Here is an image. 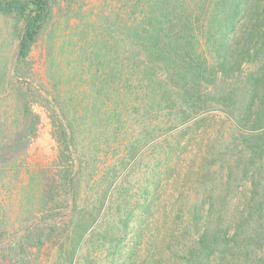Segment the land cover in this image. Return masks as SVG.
<instances>
[{
    "label": "trees",
    "instance_id": "1",
    "mask_svg": "<svg viewBox=\"0 0 264 264\" xmlns=\"http://www.w3.org/2000/svg\"><path fill=\"white\" fill-rule=\"evenodd\" d=\"M74 1L0 0V14L17 23L5 76L18 106L13 125L0 123V167L36 135L41 118L35 106L47 115L56 150L32 218L0 234V264H211V255L227 247L239 249L246 262L261 264L264 0H105L110 4L100 11L102 28L84 50L89 88L72 92L59 87L63 75L51 65L52 89L40 79L32 52L57 10ZM111 27L116 33L126 29L127 51ZM50 49L49 44L53 63ZM120 86L131 89L132 100L140 98L145 116L138 139L123 144L125 150L131 155L148 144L164 172L194 151L191 131L210 114L228 122L231 130L221 133L220 149L212 154L200 148L186 169L192 172L198 159L208 172L206 165L216 167L233 151L230 176L251 181L242 206H232L235 193L229 192L246 184H217L215 178L186 194L174 195L164 184L161 210L156 194L163 184L131 190L129 184H114L116 168L105 172L107 184H89L101 165L93 141L101 136L119 144L134 133L126 123L127 106L118 100ZM194 190L198 198L191 196Z\"/></svg>",
    "mask_w": 264,
    "mask_h": 264
},
{
    "label": "rangeland",
    "instance_id": "2",
    "mask_svg": "<svg viewBox=\"0 0 264 264\" xmlns=\"http://www.w3.org/2000/svg\"><path fill=\"white\" fill-rule=\"evenodd\" d=\"M109 4L105 0H75L69 7L63 5L59 11L57 10L54 23L41 35L32 52L37 76L51 89L52 83L49 81L50 65L53 67L51 68L54 73L63 75L59 87L72 92L89 88L90 74L87 73L89 72L87 69L89 61L87 55L84 54V50L91 49L93 38L96 35L95 32H99L102 28L101 25H103V21L100 19V11L109 10ZM16 30V19L13 16L0 14V123H6L8 127L14 124L18 112V106L5 76L6 72L9 73L17 43ZM110 30L113 34L114 30L116 33V29L113 30L111 27L108 31ZM108 31L105 29L103 34H106L112 41L113 35L107 34ZM116 38L122 41L121 44H124L123 49L127 51L129 40L126 29L123 28L120 32H117ZM49 44L54 57L53 63L47 57ZM52 44L54 48H52ZM67 78L70 79V82L67 81L68 84L64 82ZM119 89L121 95L118 100L124 102L127 106L125 110L128 113L126 123L130 126V131L134 133L128 135L125 141L120 140L119 144L118 141L107 144L102 141L103 137L101 136L93 141L94 144L98 143V149L94 152L97 155L96 160L101 162V165L96 175L97 178H94L96 181L89 184H107L106 182L110 179L104 176L105 172L108 169L116 168L119 175L114 184H129L132 187H130L131 190H134L138 184H147L148 182L149 184H163L158 187L156 194V198L159 196L158 202L161 204L164 202L166 192L164 184H167V189L173 191L174 195L178 193L186 194L193 191L191 186H196V191H198V188L201 189L199 184H209V178H215L218 181L217 184H246L245 188H240L239 191L229 192L230 195L233 192L235 193L232 206H242L246 200L247 184H251V181L250 179L240 181L234 176H230L229 169L234 165L231 156L233 151L231 154H227L223 161L216 162V167L209 168L206 165L208 172L204 170L203 161L198 159L194 160L191 167L192 172L186 169L193 154L195 153L196 157L200 152V148L211 151L212 154L220 149L221 133L228 136L231 130L228 122L221 121L223 118L218 115L210 114L199 127L191 131V135L195 139L194 151L185 155L186 159H182L178 165L170 168L168 172H164L158 164L159 157L156 155V151L151 150L148 144L140 146V150V147H136L131 155L125 150L123 144H133L131 142L138 139L136 133L144 124L145 116L142 117L144 110L140 98L132 100L135 95L131 93V89L122 86ZM133 101L137 104L136 107L133 106ZM77 102L78 100L74 101L75 104ZM34 109L41 118L36 135L26 147L14 153L11 160L4 161V164L1 163L0 234L3 231L8 232L6 230L17 228L26 218H32L31 216L34 214L32 210L36 208L41 184H45L46 177L50 176L52 171V161L56 150L55 142L50 135V124L45 111L41 107L35 106ZM202 138L205 139L204 146L200 145ZM222 140L225 142L224 139ZM122 141L124 143H121ZM82 143L86 144L85 141ZM120 144L122 145L120 146ZM208 162H210L209 159ZM87 171L84 169L82 174L84 183L85 178H87ZM186 174H188L187 177ZM115 175L113 174L111 177ZM202 176L205 178H202ZM262 178L264 184V175H262ZM218 192L219 190L216 194ZM198 193H195L194 190L191 196L196 198ZM219 198L215 200V203H221ZM162 206L163 204L159 205L160 210ZM240 253L237 248H223L211 255V264H251L246 262ZM239 254L240 258H238ZM258 260L261 264H264V252H261ZM38 264L44 263L38 261Z\"/></svg>",
    "mask_w": 264,
    "mask_h": 264
}]
</instances>
